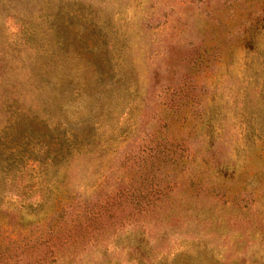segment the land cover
Wrapping results in <instances>:
<instances>
[{
    "label": "rangeland",
    "instance_id": "obj_1",
    "mask_svg": "<svg viewBox=\"0 0 264 264\" xmlns=\"http://www.w3.org/2000/svg\"><path fill=\"white\" fill-rule=\"evenodd\" d=\"M156 141L185 163L152 168ZM136 188L166 195L139 211ZM0 247L264 264V0H0Z\"/></svg>",
    "mask_w": 264,
    "mask_h": 264
},
{
    "label": "trees",
    "instance_id": "obj_2",
    "mask_svg": "<svg viewBox=\"0 0 264 264\" xmlns=\"http://www.w3.org/2000/svg\"><path fill=\"white\" fill-rule=\"evenodd\" d=\"M184 148L178 150L176 147H173L171 144H167L166 142L156 141L154 146L148 147L145 158H149L151 161V167L156 168L158 170L162 169V167L166 166V163L171 164L172 167H177L180 164L185 163V153H183ZM149 183V184H148ZM147 185H160L157 182H148ZM155 183V184H153ZM142 185H146V183H141ZM120 197L123 195L126 198L127 203H131V205L136 208V210H141L146 206H154L158 199H162L163 195H166L165 192H152L151 190H142V189H132L130 192H121L119 193ZM114 203H109L108 205H103L105 209H112V205ZM81 208L75 209L71 215H73V219L78 221L80 216H85V218H98L101 215L99 210H91L92 208H87L86 205L84 207L80 205ZM63 208V206H60ZM65 209V208H64ZM101 210V209H100ZM105 211V210H101ZM59 220V218H57ZM74 222V221H73ZM74 222V223H75ZM29 242L24 244L25 247L29 246ZM23 247V246H22ZM21 247V248H22ZM3 248L0 247V255L2 256L4 253ZM140 264L141 260H139ZM158 264V263H156ZM160 264V262H159Z\"/></svg>",
    "mask_w": 264,
    "mask_h": 264
}]
</instances>
